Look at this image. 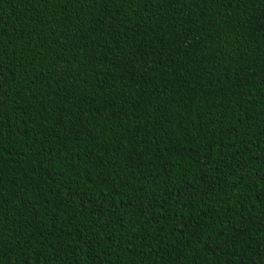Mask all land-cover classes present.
I'll return each instance as SVG.
<instances>
[{
  "label": "trees",
  "instance_id": "1",
  "mask_svg": "<svg viewBox=\"0 0 264 264\" xmlns=\"http://www.w3.org/2000/svg\"><path fill=\"white\" fill-rule=\"evenodd\" d=\"M0 264H264V0H0Z\"/></svg>",
  "mask_w": 264,
  "mask_h": 264
}]
</instances>
